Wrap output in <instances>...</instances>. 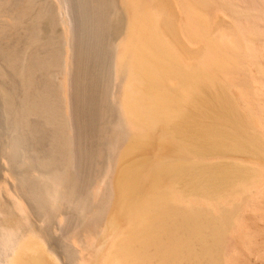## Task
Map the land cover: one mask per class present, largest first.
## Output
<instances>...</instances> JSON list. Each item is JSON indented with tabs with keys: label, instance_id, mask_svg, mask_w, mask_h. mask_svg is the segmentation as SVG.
Returning <instances> with one entry per match:
<instances>
[{
	"label": "bare ground",
	"instance_id": "obj_1",
	"mask_svg": "<svg viewBox=\"0 0 264 264\" xmlns=\"http://www.w3.org/2000/svg\"><path fill=\"white\" fill-rule=\"evenodd\" d=\"M55 1L66 49L61 79L57 78L61 84H57L68 102L71 132L66 141L71 144L70 165L76 166L70 99L76 22L71 0ZM115 6L118 17L109 71L118 141L90 191L93 202L103 199V203L93 218L96 226L85 227L92 238L83 248L87 257L82 263L229 264L230 236L240 225L242 210L255 204L253 191L264 183L260 128L264 104L256 101L253 92V81L264 78V65L258 59L264 52L256 49L264 34L258 23L264 0H117ZM216 13L229 18L226 26L218 22ZM1 91L7 102L9 92ZM14 135L18 139L12 140L14 146H24L20 135ZM32 190L36 197L37 188ZM58 193L55 182L43 186L42 194L51 206L61 196ZM1 200L0 264H61L44 235L27 221L23 203ZM56 218L61 227L63 217Z\"/></svg>",
	"mask_w": 264,
	"mask_h": 264
},
{
	"label": "rangeland",
	"instance_id": "obj_2",
	"mask_svg": "<svg viewBox=\"0 0 264 264\" xmlns=\"http://www.w3.org/2000/svg\"><path fill=\"white\" fill-rule=\"evenodd\" d=\"M46 2L47 5L44 7ZM71 3L74 10L73 20L76 22L71 63V70L75 73L73 72L72 76V97H70L74 104L71 103L73 108L71 111L74 112L73 120L76 123H74L77 146L76 166L70 165V157L73 158V156L70 155L72 150L70 151L69 139L68 142L66 141L71 132L67 123L68 115H70L67 107L68 102L64 97L65 94L61 93V83L57 81V78L61 79L62 61L64 53L66 54L63 44L64 31L57 1L0 0V199L6 202L10 201L9 203H12V199H18L17 201L23 203L27 221L34 224L33 226L41 236L44 235L46 245L54 252L61 264H75L77 261L83 264L84 258L87 257V249L83 248L92 238L89 236L92 234L88 235V230L85 227L93 229L96 226L97 222H93V218L103 203V199L93 202L90 191L94 183L98 179L100 180L103 175L118 141L117 115L111 98L113 85L110 77L111 71H109L112 61V51H110L112 45L110 44L114 40L113 27L118 15L115 6L117 0H71ZM28 11L30 12L28 13ZM40 11L41 15L43 14L42 18L41 15H38ZM33 13L35 16L31 15ZM216 15L217 20L219 19L218 22L220 21L221 25L226 26L229 18L223 13H216ZM258 23L261 28L264 27V14L261 19H258ZM263 36L264 34L261 36L262 39L259 38L256 42L258 53L264 52ZM42 42L45 44L43 43V45ZM262 55L264 56V53L260 56ZM37 58L45 59V62L43 59V61L39 60L46 67H42V62L40 63ZM262 58L258 59L263 66L264 57ZM59 60L61 61L59 62ZM40 67L42 68L40 69ZM46 69L49 70L46 71ZM60 71L61 73H59ZM251 72L257 74L254 68ZM25 78L24 83L23 79ZM259 78L261 77L253 81V92L256 101L259 99L258 102L264 104V78ZM28 80L29 82H27ZM48 80L51 82L49 83ZM55 83L60 84L57 86ZM1 89L9 92L7 102L3 99ZM261 108L262 114L264 107L261 105ZM262 117L260 128L264 131V114ZM14 134H19L20 136L17 135L20 137L19 139L24 141L22 151L21 146V148L14 146L15 142H18V139L13 138ZM61 136L64 140L61 139ZM13 148L15 150L12 152ZM19 150L23 152L21 158ZM54 174L58 178H49ZM54 182L59 189L58 194L61 196L54 200L51 206L45 200L46 197L42 194V189L43 186H49ZM262 184L252 194L257 198L256 200L252 197V201L256 200L255 204L258 203V205L251 204L253 207L242 210L240 225L230 236L229 264H264V183ZM32 186L37 188L36 197L32 195L35 193V190H32L34 187L31 189ZM2 214L0 213V218L2 217L0 220L3 219ZM58 215L63 217L61 227L56 223ZM85 230H87L86 233ZM75 234L76 236H74ZM77 234L80 236L79 238ZM81 237L83 241L76 242L78 239H82ZM72 240L75 242L73 243Z\"/></svg>",
	"mask_w": 264,
	"mask_h": 264
}]
</instances>
